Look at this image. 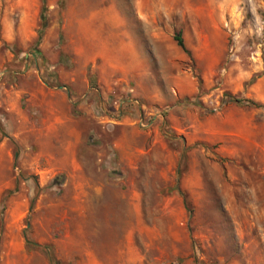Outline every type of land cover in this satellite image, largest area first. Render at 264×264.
Segmentation results:
<instances>
[{"label":"rangeland","instance_id":"374dc122","mask_svg":"<svg viewBox=\"0 0 264 264\" xmlns=\"http://www.w3.org/2000/svg\"><path fill=\"white\" fill-rule=\"evenodd\" d=\"M228 95L264 105V0H0V264H264Z\"/></svg>","mask_w":264,"mask_h":264},{"label":"trees","instance_id":"16d2710c","mask_svg":"<svg viewBox=\"0 0 264 264\" xmlns=\"http://www.w3.org/2000/svg\"><path fill=\"white\" fill-rule=\"evenodd\" d=\"M43 3L45 2V0H42ZM46 7L45 5L43 4L42 8H41V12H40V15H41V18L42 20L45 22L46 20ZM174 41L176 43V45L184 52L186 53L188 56H190V51L189 49L186 48L185 46V43H184V39H183V36H182V33L180 30L176 31L174 33ZM228 101H232V102H235L237 104H242V105H246V106H249V107H255V108H264V105L260 104V103H257L255 101H252L250 99H243V98H238V97H235V96H231V95H228ZM184 205L185 207L188 209V211H191V209L188 208V205L187 203L184 201ZM26 243H29V241L26 239Z\"/></svg>","mask_w":264,"mask_h":264}]
</instances>
